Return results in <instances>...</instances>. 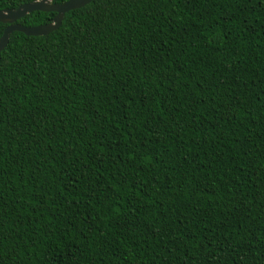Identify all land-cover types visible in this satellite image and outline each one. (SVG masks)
Returning <instances> with one entry per match:
<instances>
[{
  "label": "trees",
  "instance_id": "trees-1",
  "mask_svg": "<svg viewBox=\"0 0 264 264\" xmlns=\"http://www.w3.org/2000/svg\"><path fill=\"white\" fill-rule=\"evenodd\" d=\"M0 264H264V0H93L13 32Z\"/></svg>",
  "mask_w": 264,
  "mask_h": 264
},
{
  "label": "water",
  "instance_id": "water-1",
  "mask_svg": "<svg viewBox=\"0 0 264 264\" xmlns=\"http://www.w3.org/2000/svg\"><path fill=\"white\" fill-rule=\"evenodd\" d=\"M92 1L67 0L62 3H57L54 0H35L23 4L18 8L0 10V22L8 24L0 38V54L8 45L13 32L18 31L31 36L47 35L61 26L67 12L83 7ZM34 11L56 12L57 14L52 21L46 24L26 26L17 22Z\"/></svg>",
  "mask_w": 264,
  "mask_h": 264
}]
</instances>
